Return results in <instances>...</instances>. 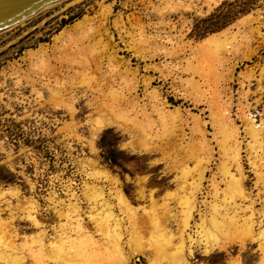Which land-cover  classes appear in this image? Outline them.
<instances>
[{
    "label": "rangeland",
    "instance_id": "1",
    "mask_svg": "<svg viewBox=\"0 0 264 264\" xmlns=\"http://www.w3.org/2000/svg\"><path fill=\"white\" fill-rule=\"evenodd\" d=\"M208 4V0H58L26 16L21 22H16L0 31V193H2L0 194V218L8 224L7 228L10 227L17 234L15 241L23 243L22 248L16 251L21 261L13 263V260L8 258L11 257L9 252L0 251V264H57L50 258L35 259L29 254L28 249L33 248L35 243L30 241L32 238L30 239L29 236L37 232L39 228H34L25 214L27 209H30V204L31 206L34 204L36 211L33 213H36L44 222L50 234L51 224L56 221L52 218L55 215L54 208L63 206V202L68 197L67 188L75 192L83 210H87V201L84 198L86 185L96 184L106 189L113 184L111 181L115 182L116 187L120 188L135 205L144 206L150 190L154 191L159 202L162 201L161 195L165 191L167 182L173 177L174 171L169 170L168 159L160 154L162 151L156 148L154 143L152 147H143V140L138 133L139 115L137 119H132L131 112L125 117H123L125 113H122V116L119 113L120 115L112 116L114 119L106 122L105 114L98 110V107L103 110L104 106L110 108L117 102L118 97L111 92V88L118 90L117 88L123 86L121 89L125 90L131 87L130 93H134L132 94L134 100L138 98L136 101L139 105L147 103L148 99L144 94L150 87L155 88L157 85L156 88L164 97L173 92L171 80L168 81L170 78L165 80L156 68L169 60V57L162 54L161 48H157L162 45L170 48V45L177 42L184 47H181L180 49L183 50L179 51L181 58L192 56L193 53L200 60L205 56L204 49L209 47L206 45L199 47L196 42L199 43L207 37L211 40L219 37L223 44L228 43L229 51L215 53L214 59L209 55V59L199 63L202 69L200 75L205 71L208 73L210 78L208 83L205 78L197 74L193 78L198 81V84L200 83V88H207V100L215 96L214 89L219 86L221 94L224 92L225 97L230 96L232 102L230 116L233 117L235 124H238V139L243 141L240 146L242 150H245L241 152V155L243 166L249 177L246 187L250 190L251 196H255L256 189L252 187L255 178L248 170L249 164L246 158L249 153L246 151L249 144L245 143L250 140V137L245 134L244 125L242 126L237 113L243 104L250 101L248 102L251 106L250 112L255 115L257 123L260 119L264 120V96L256 89L258 88L257 78L260 76L259 69L262 68L264 71V0H219L213 6ZM106 9H109V12ZM248 14L253 20L249 17L247 21ZM75 20H80V24L78 27L71 28V23H75ZM115 20L118 22L117 26L113 24ZM256 27H259L260 33L255 32ZM145 35L150 40L145 41ZM187 43L191 49L193 48L192 50L187 47ZM192 43L195 44L192 45ZM132 45L135 47L130 48ZM33 51H36L34 55ZM155 52L160 54L157 55ZM148 55L150 58H147ZM33 59L38 65L33 63L35 61ZM38 59L40 62L45 61L39 64ZM211 59L214 61L212 62ZM217 59L218 62L221 60L223 63L221 64V61L220 64L215 63ZM233 60L235 64L231 75L224 74L230 69L228 64ZM214 64L219 66H213ZM124 66L129 68L127 73H123L126 70ZM203 67L206 69L203 70ZM249 69L253 71L251 74L254 73L252 76L249 74ZM240 72L243 76L239 75L242 74ZM211 73L214 75L212 76ZM247 73L249 79L246 76ZM130 74L134 77L131 76V78ZM218 74L219 77L221 74V79L217 78ZM177 75L182 78L187 76L181 72ZM149 76H152L151 85L154 86L150 85L145 90L142 79ZM55 77L57 79L64 77L66 81L62 78L64 83L58 87L54 84V80H57ZM223 77L231 80L225 81ZM216 78L218 80H215ZM123 80L127 85L123 83ZM261 80L263 85L264 77ZM244 82L250 84L246 86ZM178 84L180 83L177 80ZM98 87H101L100 91L105 89L107 92H102L104 94L102 96L100 91L96 92ZM50 89L55 91L56 95H53ZM246 89L251 90L247 100L244 101L240 92ZM256 98L257 102H255ZM141 100L142 103H139ZM179 100L175 102L169 98L167 102L174 106L182 102L181 99ZM69 103L72 107L68 106ZM123 104L127 106L126 99ZM182 106L188 108L189 113L194 112L193 114H198L199 109L206 108L204 104L196 108L191 103H185L180 107L183 108ZM207 113V109L200 113L204 120L209 119ZM188 121L191 125L190 117ZM188 124L184 127L186 135L190 134ZM208 124L206 125L207 138L210 137L215 159L211 161L209 165L211 171H207L206 176L215 170V163L222 160L218 156L219 146L215 144L216 140L212 137L215 130ZM220 137L218 136L217 139ZM254 150L250 152V155L254 154ZM257 153L262 157L261 150ZM106 170L108 173L104 172ZM103 174H108L111 181L105 180ZM206 184L207 181H204V185ZM209 197L207 196L206 199L209 200ZM7 203L8 206H6ZM255 206L259 207L260 204L256 203ZM254 230L258 231V226H255ZM0 234V240H2V232ZM256 236L253 240L237 236L238 239L234 237L223 247L216 246L206 252L202 247L193 245L189 264H264V248L262 247L264 232L262 237ZM217 237L224 239L223 241L226 240L223 234L217 233ZM144 240L141 248L147 245ZM4 255L8 257L5 258ZM146 263V252L127 259V264Z\"/></svg>",
    "mask_w": 264,
    "mask_h": 264
},
{
    "label": "bare ground",
    "instance_id": "2",
    "mask_svg": "<svg viewBox=\"0 0 264 264\" xmlns=\"http://www.w3.org/2000/svg\"><path fill=\"white\" fill-rule=\"evenodd\" d=\"M218 1L219 0H208V3L210 4L208 5L213 6L217 4ZM36 11H33L28 15H31ZM248 15H247L248 17L246 16L247 21L248 18L250 17V14ZM26 16L22 17L16 22H21ZM104 17L105 16L103 15V18ZM255 18L257 19V17ZM250 19L252 18L250 17ZM243 20L245 21V19ZM14 23L7 24L1 27L0 31L12 26ZM79 24H80V20L76 21L73 24L71 23L70 27L75 28L78 27ZM113 24L117 26L118 22H116L115 20L113 21ZM258 28L257 27L255 28V32L260 33ZM142 29L143 28H141V30ZM229 31L230 30H228V32ZM144 37L143 38L145 41H147L146 39H149L147 38L148 36L146 37V35ZM144 40L143 43H145ZM168 40H170V38ZM196 43L197 45H199V47L200 46L203 47V45L209 47V49L208 48L204 49L203 54L205 56L203 58L200 56L201 59L198 60V56L192 53V56L182 57L184 58L183 59L184 62H182L183 60L179 56L180 53L179 51L183 50L180 48L183 45L182 46L180 44L178 45V43L176 42L175 44L177 45L173 43L174 45H170V48H167L163 45L161 47L160 46L157 47L158 49L161 48L160 50H162L161 52L162 54H164V56L169 57V60L167 62L162 63L161 66L159 65L160 67H156V68H158L157 70L160 73L159 75H161V77H163L165 80L167 78H170L168 79V81L171 80V86L173 91L172 93L166 94L165 97L161 96V92H159L158 89L156 88L157 85L155 86V88L150 87L153 78L152 76L151 77L149 76L147 78L142 79V82L144 84V89L146 90L148 87H150L149 90L147 89L148 91L144 90L145 94L143 93L145 97L148 99L146 100L147 103L144 104L142 103L141 100V102L139 103H142L143 105H139L138 102L136 101L138 98L134 100L135 98L132 97V94L134 93L132 94L130 93V90L132 88L127 87L125 88V90H123L121 89L123 87L122 86L120 88H117L118 90L111 88V92H113L114 95L118 97L116 100L117 102L115 103L114 106H111L110 108L104 106L105 108L104 110L98 107V110L103 114H105L104 119L106 120V122H109L110 120H112L113 117L118 116L119 113H121V116L122 113H125V115L123 116L125 117L127 113L131 112L133 113L132 119L133 118L137 119V116L139 115L138 117H140L139 118L140 121L137 119L138 124L140 125L138 133H140V138L143 140L142 143V145L144 144L143 147L145 148L150 146L152 147V144L154 143L155 147L159 148L162 151V153L160 154L168 159L169 165L167 167H169V170L174 171L173 177L167 182L165 191L161 195L162 201L159 202L158 198L154 194V191L150 190L147 193V199H148L147 203L144 206L135 205L129 201V199L126 197V195L122 192L120 188L116 187L115 182L111 181L108 178L109 177L108 174H103L104 176L103 178L105 180L111 181L113 184L107 187L106 189H104L101 185L87 184L86 187L84 188V190H86V193H84V198L87 201V207H86L87 210H83L82 206L80 205V202L78 201V198L75 195V192L72 189L67 188L66 191L68 197L65 199L66 200L65 202H63L64 200H62L63 206L54 208L55 215L52 218H54V220L56 221L54 224H51L52 232L50 234L47 232L45 228V224H43L44 222H42L39 219L36 213H33L34 211H36L34 209L35 205L33 204L31 206L30 204V209L29 208L27 209L25 207L28 210L25 214V217L30 221V223L34 226V228L35 227L39 228L37 232L29 236L30 239L32 238V240L30 241L35 242L34 247L33 248L30 247L28 249V252L32 257H34L35 259H42V260H44L43 257L50 258L54 260V262H56L57 264H127V259L129 257H134L138 253L145 254L146 252L147 255L146 264H189V257L193 252L192 250L193 245H198L202 247L203 251L206 252L216 246L223 247L227 241L229 240L232 241L231 239L237 236L238 237L240 236L241 238L248 237L253 240L255 239L256 235H257L256 237H258L263 234L264 232V120L260 119V122L257 123V119L254 118L255 115L251 114L250 112L251 106H249L250 103H248L250 101L246 102L245 104L241 103L243 104V106L242 107L240 106L241 107L239 108L240 113L238 112L237 116L238 119L239 118L241 119L239 120L242 121V126L244 125L243 129L245 131V134H247L248 137H250V140H248L247 143H245L246 145L249 144L247 145L248 148L246 150L247 152L249 151V153L246 158H247V163L249 164L248 170L253 174L255 178L252 183L253 184L252 187L256 189L254 193L255 196H251L250 190L247 189L246 187V182L247 180H249V177L246 174V170L242 162L241 152L244 149L243 150L241 149L242 147L240 146V143L243 141L238 139L239 137L238 135L239 129L237 126L238 124L236 125L233 117L231 118L230 116V110L232 104L230 96L225 97L224 92L223 94H221L220 86L218 87L220 89L214 86L216 89V90L214 89L215 96L207 100L208 99L207 88L206 87L205 89H203L202 87L200 88L201 86L199 85L200 83L198 84L197 83L198 81L193 78V76L197 74V76L199 75L200 77L205 78V81L207 80L208 83V81L210 80V78L208 77V73H206V71L205 72L203 71L204 73L200 75L202 69L200 68L199 63L203 62L204 59H209L210 57L209 55H211L213 58V56H215V53L218 54L220 52L219 54H221V52L224 50L229 51V48L227 47L228 43L227 45L225 43L223 44L219 39V37H216L213 40L207 37L202 39L201 42L199 43L196 42ZM188 44L189 43H187V47L190 48ZM194 44L192 43V45ZM156 45L158 46V44ZM197 45H195V48H197ZM133 46L135 47V45H132V47L130 48H133ZM154 47L156 46L154 45ZM232 50H230V53H232ZM35 52L36 51H33L32 54ZM151 53H153V51H151ZM140 54L142 55V53ZM147 54H149V52H147ZM158 54L160 53L158 52ZM246 54L247 53H245V55ZM226 55L224 57L225 61L227 60L226 57L228 56ZM35 56L32 57L35 58ZM152 56L151 59L153 58ZM141 58L144 57L141 56ZM147 58H150L149 55ZM42 60L43 59H41V61ZM44 61L45 60H43V62H40L39 60L38 63L39 64L44 63ZM194 61H196V63ZM213 61L214 60H212V62ZM35 62L37 63L36 60L33 63ZM219 62L217 59V62L215 63H219ZM222 63L223 62L221 61V64ZM234 64H235L234 60L232 61V63L228 64L230 66L229 67L230 69H228V72H225L224 74L229 73L231 75V70H233L232 68H234ZM215 65L216 64H214L213 66ZM220 66L222 67V65ZM128 69L126 68L125 72L123 73H127L126 71H128ZM205 69L203 67V70ZM259 70H260L259 72L260 76L258 75L259 78H257L258 88L256 89H258L259 93H263L264 96V83L263 85L261 84L262 81L261 79H263L264 77V71L262 70V68ZM62 71L63 70H61V72ZM130 71L132 72V70ZM105 72L107 73V71ZM178 72L187 74V76L186 77L184 76V78H182L181 76L177 75ZM218 72L220 73V71ZM249 72H250L249 73L250 76L254 74V73L251 74L253 71H251L250 69ZM85 73L84 75H86ZM131 74L130 77L131 76L134 77V75ZM214 74H212V76ZM239 75L243 76V73ZM247 75L248 73L246 74V76ZM101 77L102 76H100V79H102ZM220 77L218 74L217 78ZM57 78L59 77L57 76ZM57 78L55 77V79ZM62 78L64 80V77ZM124 78L126 79V77ZM217 78L215 80H218ZM223 78L222 81L225 79ZM61 79L54 80V84H56L58 87L61 86L64 83ZM227 79L231 80L230 78ZM227 79H225V81H227ZM121 80L122 79H120V81ZM177 80L178 83H180L178 85H177ZM64 81H66V79ZM107 82H109V80ZM124 82L125 81L123 80V83ZM129 82L131 81L129 80ZM216 83L217 82H215L214 84ZM105 84L107 85V83ZM117 84L118 83H116V86H118ZM124 84L127 85V83ZM131 84L135 85V83L132 82ZM131 84H129V86ZM202 84L206 85V83H202ZM245 84L246 86H248L250 83L249 84L245 83ZM151 86L154 85L152 84ZM132 87L135 88L136 86H132ZM98 89L96 92L100 91L101 87H98ZM103 90L105 91V89ZM250 90L248 89L244 91L241 90L240 95L242 96L244 101H246L248 95H250ZM104 91L101 90L100 93L102 94V92ZM50 92H53L52 94L56 95L54 94L55 91L51 90ZM106 92L107 91H105L104 93ZM128 93H130L131 97ZM103 95L104 94H102V96ZM136 96L138 97V95ZM169 98H172V100L175 102L181 99L182 102L178 105L172 106L167 102ZM125 99L127 106L123 104L125 102ZM257 101L258 99L256 98L255 102ZM185 103L186 104L191 103L194 108H196L198 105L200 106V104H204V106L206 105V108L204 109H207L208 112L207 116L209 119L204 120V118L201 117L200 113H203L204 111L203 108L199 109L200 113L198 114L197 113L193 114L194 112L189 113V109L184 108L185 106L184 107L182 106L183 108H181L180 106ZM235 105L237 106V102L235 103ZM68 106L72 107L70 103ZM70 109L72 110V108ZM188 117H190L191 125L188 124L189 122ZM207 123H209L210 126L213 127L215 130V132H213L212 137L216 140L215 144L219 146L218 147V152L220 153L218 155L219 159L220 158L222 159L219 163L217 164L215 163V170H213L209 174V176H206V173L207 171H211L209 165L211 164V161H214L215 157L213 155L214 151H213V145L212 143H210L211 142V140L209 139L210 137L207 138V129H206ZM187 124L189 125L188 129L190 130L189 135H186V132L184 130V127L187 126ZM218 136L221 137L217 139ZM252 148L254 150V154L251 153L253 157L252 155H250V152L253 151ZM258 150H261L263 152V154L261 153L262 157H260L259 155L260 151L258 152L259 154L257 153ZM104 172L108 173L107 170ZM204 181H207L206 185H204ZM207 196H210L209 200L206 199ZM256 203H259L260 206L256 207L255 206ZM6 206H8V203L6 204ZM83 213L86 219L83 216ZM195 215L197 217H195ZM7 226L8 224L0 218V228H1L0 232H2L1 237H3V239L0 240V251L9 252L8 254L11 257L4 255L5 258L6 257H8L9 259L11 258L13 260V263L15 262L17 263L18 261H21L20 260L21 257L18 255V253H16V251L19 248H22L23 243H19L15 241L18 237L17 234L14 232V230H11L10 227L7 228ZM255 226H258V231L256 232L254 230ZM217 233L223 234L226 240L223 241L224 239L223 240L219 239L217 237ZM143 240L146 241L147 245L144 246V248L146 249L141 248L143 246L141 244L143 243L142 242ZM262 243H263L262 247L264 248V240ZM23 256L24 255L22 252V257Z\"/></svg>",
    "mask_w": 264,
    "mask_h": 264
},
{
    "label": "water",
    "instance_id": "3",
    "mask_svg": "<svg viewBox=\"0 0 264 264\" xmlns=\"http://www.w3.org/2000/svg\"><path fill=\"white\" fill-rule=\"evenodd\" d=\"M57 0H0V28Z\"/></svg>",
    "mask_w": 264,
    "mask_h": 264
}]
</instances>
